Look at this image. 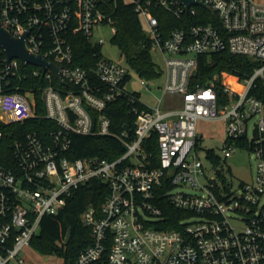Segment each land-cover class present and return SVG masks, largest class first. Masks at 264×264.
Segmentation results:
<instances>
[{
    "label": "built area",
    "instance_id": "2783aa9c",
    "mask_svg": "<svg viewBox=\"0 0 264 264\" xmlns=\"http://www.w3.org/2000/svg\"><path fill=\"white\" fill-rule=\"evenodd\" d=\"M121 1L132 5L153 48L166 55L163 92L178 95V107L163 110L162 99L156 108L143 104L128 88L132 69L102 53L94 66L74 65L72 37L102 48L105 40L97 34L110 28L115 35L112 12ZM197 1L212 11L180 0H0L3 26L15 37L27 33L29 53L56 64L65 81L50 68L17 59L8 66L5 58L0 67V121L45 119L54 125L45 136L29 132L13 143V169L0 164V264H27L25 253L42 219L57 215L91 180L106 183L109 194L100 210L90 206L82 212L91 243L72 264H264V0ZM198 7L214 15L221 29L197 24L165 36L154 13L159 9L182 19L196 16ZM224 51L258 66L246 78L223 73L222 96L214 82L191 89L199 56ZM20 63L31 68L21 78L46 83L40 88L44 113L36 112L33 89L13 91ZM141 86L152 89L145 80ZM121 101L135 117L133 134L127 125L121 133L112 131L106 110ZM199 120L224 122L225 159L241 149L255 154L251 183L234 188L213 162L212 150L205 151L211 168L205 167L198 154ZM73 135L110 136L125 152L114 160L73 159ZM154 135L157 167L146 148ZM165 201L188 213L175 229L164 227Z\"/></svg>",
    "mask_w": 264,
    "mask_h": 264
},
{
    "label": "trees",
    "instance_id": "16d2710c",
    "mask_svg": "<svg viewBox=\"0 0 264 264\" xmlns=\"http://www.w3.org/2000/svg\"><path fill=\"white\" fill-rule=\"evenodd\" d=\"M159 19L160 28L164 34L170 30L187 29L192 25L213 23L216 28L221 29L220 24L215 21L214 15L207 10L198 7L197 15H184L182 19H176L163 10L154 11ZM112 18L116 26V33L112 42L122 52L126 64L140 77L146 80L159 78L161 72L153 62L151 52L153 44L147 36L140 17L134 12L132 5L121 1L113 9ZM74 49V65L83 68L94 66L96 55H100L101 47L93 46L84 37L75 35L72 37ZM6 56L0 47V67H3ZM196 75L192 78L190 88L197 86L206 87L209 82H214L215 89L220 96L223 95L221 76L223 73L240 78L250 76L258 64L247 57L236 56L228 51L212 54H204L198 58ZM30 67L17 69L16 76H12L13 91L24 92L33 89L36 98V112L44 113L41 99V89L46 84L41 78H21V73L29 71ZM137 97L139 95L137 94ZM140 98V97H139ZM112 107V108H111ZM106 114L112 121V131L121 133L125 125L129 126L130 132L134 133L135 117L129 113V108L123 101L111 105ZM54 125L45 119H30L21 123L4 124L0 121V164L13 169L15 161L12 154V145L16 140H22L29 132H38L45 136L48 129ZM156 135L152 141L146 143L148 151L154 155L155 167H157L158 147ZM125 152L124 147L116 139L107 137H86L73 135L70 157L73 159L85 157H100L114 160ZM210 156L215 164L219 159L210 151ZM109 194V187L100 180H91L85 186L75 191L68 200L67 205L55 216H45L42 219L40 232L31 241V247L42 254L60 253L64 256L66 264H72L79 253L91 243L90 230L81 221L82 212L93 206L100 210ZM166 229H175L178 222L188 216V213L179 211L168 202L162 203ZM71 233L66 242L68 233Z\"/></svg>",
    "mask_w": 264,
    "mask_h": 264
},
{
    "label": "rangeland",
    "instance_id": "374dc122",
    "mask_svg": "<svg viewBox=\"0 0 264 264\" xmlns=\"http://www.w3.org/2000/svg\"><path fill=\"white\" fill-rule=\"evenodd\" d=\"M144 30L147 31L145 23H143ZM113 32L110 28H104L97 34V38L105 40L101 53L102 55L115 62L126 65L122 52L119 47L112 42ZM153 62L157 65L161 72V76L156 79L146 80L140 77L135 71H131V80L128 88L140 95V100L148 107L156 108L162 99L161 108L165 110L168 106L176 108L179 105L180 97L178 95H164L163 88L167 82V68L165 64V56L158 49L153 48L152 52ZM145 80L151 90H147L141 86V81ZM227 80V79H226ZM197 132L201 139L200 149L198 151L199 157L204 163L205 167L210 170L211 163L205 158L206 150H214L216 155L220 158L218 170L228 181H230L234 188H239L241 183H251L257 168V158L255 154L247 149H241L230 158L225 159L222 154L224 141L226 138L225 124L223 121H204L199 120L197 123ZM225 159V160H224ZM210 176H214L213 171L209 172ZM184 192L195 193L190 188H183ZM27 264H66L64 256L58 252L52 254H42L36 249L30 247L26 251Z\"/></svg>",
    "mask_w": 264,
    "mask_h": 264
},
{
    "label": "water",
    "instance_id": "95a60500",
    "mask_svg": "<svg viewBox=\"0 0 264 264\" xmlns=\"http://www.w3.org/2000/svg\"><path fill=\"white\" fill-rule=\"evenodd\" d=\"M103 1V0H100ZM186 7L190 5H200L205 7L207 10L212 11L209 7H206L197 0H180ZM27 33L22 37H15L9 32L2 24L0 20V47L5 53L6 64L9 66L11 61L17 59L23 63H27L33 66L41 67L43 70L50 68L56 76L61 80L62 83L65 81L59 75V67L54 63H49L42 55H35L29 53L26 47ZM128 130V128H125ZM71 233H68L66 242H68Z\"/></svg>",
    "mask_w": 264,
    "mask_h": 264
},
{
    "label": "bare ground",
    "instance_id": "6f19581e",
    "mask_svg": "<svg viewBox=\"0 0 264 264\" xmlns=\"http://www.w3.org/2000/svg\"><path fill=\"white\" fill-rule=\"evenodd\" d=\"M226 82H227V83L229 82L230 84H232V86H234V87H235V85L233 84V81H232V79H230V78H227Z\"/></svg>",
    "mask_w": 264,
    "mask_h": 264
},
{
    "label": "crops",
    "instance_id": "0c3cea01",
    "mask_svg": "<svg viewBox=\"0 0 264 264\" xmlns=\"http://www.w3.org/2000/svg\"><path fill=\"white\" fill-rule=\"evenodd\" d=\"M137 94H138V93H137ZM138 95H139V94H138ZM139 97H140V95H139ZM170 108H171V106H168V107L166 108V110H167V109H170Z\"/></svg>",
    "mask_w": 264,
    "mask_h": 264
}]
</instances>
